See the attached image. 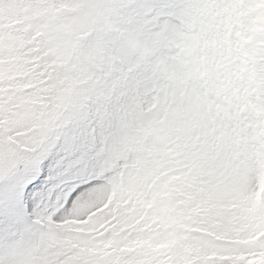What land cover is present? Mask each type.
<instances>
[{
	"label": "snow or ice",
	"instance_id": "snow-or-ice-1",
	"mask_svg": "<svg viewBox=\"0 0 264 264\" xmlns=\"http://www.w3.org/2000/svg\"><path fill=\"white\" fill-rule=\"evenodd\" d=\"M0 264H264V0H0Z\"/></svg>",
	"mask_w": 264,
	"mask_h": 264
}]
</instances>
